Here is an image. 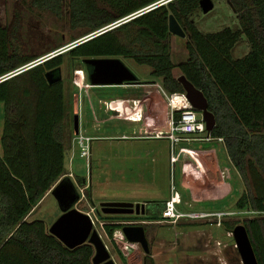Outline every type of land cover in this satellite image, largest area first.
Returning <instances> with one entry per match:
<instances>
[{
    "label": "trees",
    "instance_id": "obj_1",
    "mask_svg": "<svg viewBox=\"0 0 264 264\" xmlns=\"http://www.w3.org/2000/svg\"><path fill=\"white\" fill-rule=\"evenodd\" d=\"M156 1L103 0L107 7L101 0H68V17L72 28L86 26L85 34H94ZM228 1L238 15L240 27L236 29L227 26L202 32L189 19L200 7V0H170L0 81V103L4 105L0 134V264H93L95 248L90 242L69 248L49 232L44 220L28 219L66 170V141L70 135L66 132V85L63 79L49 84L45 76L48 70L64 64L66 55L71 60L102 56L133 59L151 66V74L169 93L185 92L178 79L184 74L207 97L208 109L216 120L210 134L223 139L242 177L245 190L235 208L264 211V0ZM65 2L32 0L36 7L58 16ZM170 14L188 37V56L178 63L172 60ZM243 35L250 50L235 58L233 48ZM38 57L10 50L7 31L0 26V78ZM83 68L88 76L85 64ZM179 115L180 110L174 111L175 118ZM155 203L162 204L161 215L154 216L155 210L149 208L148 219L162 217L165 201ZM100 217L106 235L112 239L125 216ZM238 223L223 221L228 231ZM242 223L259 264H264V215L245 218ZM120 255L125 263L121 250ZM146 259L154 264L150 255ZM230 263L235 264L233 260Z\"/></svg>",
    "mask_w": 264,
    "mask_h": 264
},
{
    "label": "rangeland",
    "instance_id": "obj_2",
    "mask_svg": "<svg viewBox=\"0 0 264 264\" xmlns=\"http://www.w3.org/2000/svg\"><path fill=\"white\" fill-rule=\"evenodd\" d=\"M213 2V9L207 13L199 7L189 17L200 31L215 32L227 26L235 29L240 27L238 16L228 0H213ZM101 3L109 7L103 0ZM64 4L62 14L58 16L49 9L36 7L32 0H0V26L7 31L10 50L24 55H39L35 59L37 60L89 35L85 34L86 26L71 27L68 0ZM110 9L113 10L111 7ZM187 38V35L185 37L171 35L173 62L178 63L188 56ZM243 38L246 40L243 35L238 43L239 48L245 44ZM121 58L139 80L145 81L140 83L142 87L135 89L121 85H90L86 89L82 87L90 84L86 71L84 80L77 73V70L83 67L82 60H71L66 55L65 62L61 65L68 110L66 132L70 133L66 141L67 160L63 176H71L80 191L81 199L76 207L90 213L94 219V227L99 231L117 264H148L149 260L146 259L148 255L152 257L154 264H231V260L235 264H242L232 233L223 224L218 226L213 220H182L175 224L154 220L148 226L151 252L146 254L140 244L135 243L133 250L125 253V263L121 259L118 242L106 235L101 224L103 222L101 215L125 216L126 219L121 222L131 221L134 224L139 223L140 220L136 218V214L104 213L100 208L102 202L137 203L146 200L150 205L149 208L155 210L152 212L153 215L160 216L161 208H153L152 204L169 198L171 190L181 192L184 197L186 195V200L191 199L190 181L185 180L182 158L176 161L170 159L175 152H178V146L171 154L169 139L140 137L151 133L146 126V119L130 121L123 117H110L118 113L119 100L137 96L153 99L157 101L156 103L163 98L165 103L163 106L159 105L161 114L157 119L164 123L170 118L168 99L163 95L160 87L156 85L151 87L154 85L151 81L157 79L151 74L152 67L139 64L133 59ZM174 73L179 76V69L175 68ZM75 95H78L79 101L80 128L93 138L89 162L80 157L78 144L74 141L75 134L72 128ZM114 105L116 109H112ZM3 119L4 105L0 103V134ZM181 144L187 143L181 142ZM221 147L225 157L221 167H226L229 172L223 175H227L233 188L231 189L229 184L220 186L204 180L203 185H198L199 188L195 189L196 192L198 191L200 196L217 192L223 196L222 199L196 201L197 197L194 195L197 205L183 202L182 208L236 209V200L245 190V186L240 172L231 162L226 146L221 145ZM200 171L202 173V169ZM220 176L218 180L221 179ZM60 214L58 202L49 191L32 210L28 219H42L49 228ZM243 219L244 216H236L225 220H239V223H242Z\"/></svg>",
    "mask_w": 264,
    "mask_h": 264
},
{
    "label": "water",
    "instance_id": "obj_3",
    "mask_svg": "<svg viewBox=\"0 0 264 264\" xmlns=\"http://www.w3.org/2000/svg\"><path fill=\"white\" fill-rule=\"evenodd\" d=\"M200 7L207 13L214 7L213 0H200ZM169 30L171 33L185 37L187 34L174 16L169 15ZM115 27V26H114ZM112 28V27H111ZM111 28H105L94 34H89L64 48V51L79 43H82L98 34H101ZM63 52V51H62ZM59 51V53H62ZM53 54L51 57L58 55ZM49 57V58H51ZM49 58H41L38 61L23 67L6 77L0 78V81L24 71L34 65L43 62ZM87 67L89 82L92 85H124L128 83H138V76L127 66L120 56H102V57H85L82 59ZM49 84L56 83L63 79L62 66H56L45 73ZM182 83L187 99L190 104L199 112L206 122L207 129L211 131L216 125L214 113L208 109V100L204 92L197 88L184 74L178 77ZM75 113L73 116V132L77 134L80 129V115L78 95L74 99ZM56 198L61 214L49 227V232L55 235L67 247L74 248L85 242H90L95 253L92 258L93 264H117L102 239L99 231L94 227L91 216L83 210L76 207L80 192L76 182L71 176L65 175L60 178L50 190ZM146 202H118L106 201L100 203L101 211L109 214H145ZM122 230L130 242L139 243L146 254L151 252L150 240L146 234L143 224H125ZM235 245L238 249L242 264H259L254 247L252 245L247 228L243 223H238L232 230Z\"/></svg>",
    "mask_w": 264,
    "mask_h": 264
},
{
    "label": "built area",
    "instance_id": "obj_4",
    "mask_svg": "<svg viewBox=\"0 0 264 264\" xmlns=\"http://www.w3.org/2000/svg\"><path fill=\"white\" fill-rule=\"evenodd\" d=\"M170 0H158L149 6H146L144 8H141L129 15H126L110 24L105 26L104 28L100 29L103 30L105 28H111L114 26H117L125 21L130 20L131 18H134L135 16L153 8L158 5L167 3ZM64 51V48L60 50H55L41 58H49L51 55H55ZM39 58V59H41ZM39 59L30 62V64L38 61ZM30 64H25L23 67H26ZM14 73V72H13ZM78 75L82 76V79L84 80L85 77V71L83 69L77 70ZM132 83L124 84L129 85ZM92 84H86L82 85V87H85L86 89ZM163 95L168 99L171 107V114L169 119V128L166 130H153L150 134L147 135H140V137H153V138H166L169 139L171 142V154H173V150L175 151L176 146L183 141L186 140H192V139H200V140H211L212 137L210 134V131L207 129L206 122L202 116V113L197 111L189 102V100L186 97L185 92L184 93H169L166 90L163 89V87L159 86ZM139 100L137 99H121L119 100V105L121 108V111H123L126 114V118H132L130 117V111L129 108V102H132L133 104H136ZM124 102H126L124 104ZM126 106V107H125ZM180 110V115L178 118L174 117V111ZM120 111V112H121ZM141 118V117H140ZM127 138V136H123ZM92 137L88 134H85L84 131L80 128L79 132L75 134V140L79 147L80 157L84 158L89 162L91 158V150H92ZM219 140H223L221 137L217 138ZM186 148L181 147L179 150V153L186 152ZM172 160L176 161L178 159V154H175L171 157ZM228 170L225 168L222 170V173H227ZM229 173V172H228ZM86 182V181H85ZM84 182V183H85ZM80 192V191H79ZM81 199V197H80ZM79 199V201H80ZM78 201V202H79ZM182 199L181 194L177 190H171L169 198L164 203V208L162 210V217L161 219L157 221H165L168 223H179L182 220H213L218 226L223 224V221L226 218L230 217H236V216H244L245 218H252L259 215H264V211H257L253 209H235L232 210L229 207L227 208H218V209H186L181 207ZM87 213V212H86ZM90 215V213L88 212ZM91 216V215H90ZM92 218V216H91ZM93 222L94 219L92 218ZM121 222V221H120ZM104 221L101 222V224L104 225ZM123 225L130 224V221H124L121 222ZM232 233V231H229ZM233 235V233H232ZM113 239H115L119 247L122 251V253L125 255V253H129L133 250L135 247L134 242H130L123 230L121 228H117L114 230L113 233ZM125 249H127L125 251Z\"/></svg>",
    "mask_w": 264,
    "mask_h": 264
},
{
    "label": "crops",
    "instance_id": "obj_5",
    "mask_svg": "<svg viewBox=\"0 0 264 264\" xmlns=\"http://www.w3.org/2000/svg\"><path fill=\"white\" fill-rule=\"evenodd\" d=\"M235 11V10H234ZM237 14V13H236ZM238 16V15H237ZM245 41V44L243 47L239 48L238 44H236V46L233 48V56L235 58L238 57H242L243 55H245L249 50V43L247 40H245L244 38L242 39ZM239 43V42H238ZM153 82V86H161L160 80L157 78L155 79ZM126 87L127 85H121ZM128 86L131 87H135V89H137L136 87H142L143 85H140V83H132L129 84ZM153 90V89H152ZM131 99H137L139 100L136 104H133L132 102H129V108L128 110L131 112L130 113V117L132 118H126V114L121 111V108L118 109V113H116L115 115H110V117L115 116V117H123L125 119H128L130 121H143L146 119V126L148 127L149 131L152 132L153 130H166L169 128V119L166 120V122L164 121V123L162 121H159L158 116H160L161 112H160V106L164 105V100L163 98L160 99L162 101H160L159 103H156L157 101L151 99L149 100L144 99V98H140L137 96L134 97H129ZM105 103L107 104V102L105 101ZM126 102H124L125 104ZM110 106V102L108 103ZM116 106L114 105V107H112V109H116ZM120 107V105H119ZM126 107V106H125ZM111 109V108H109ZM121 111V112H120ZM170 111H171V107H170ZM139 114V115H138ZM171 114V112H170ZM138 115V116H135ZM141 117V118H140ZM168 126V128H167ZM144 135V134H143ZM186 142L187 144H181V142L177 145L178 146V152L175 154H178V159L183 160L182 165H183V173L185 172V180L190 181L189 183V187L191 188L189 191V194L191 195V199L186 200V195L185 197L181 194V199H182V204L184 203H190L191 205H197L194 201V198L196 195L197 200H202V201H218L219 199H222V195L218 194L217 192L214 194H209L204 196L202 193V197L200 196L199 192L197 190L198 185H203L204 180L206 181H210L211 183H216L217 185H230L231 189L233 188L232 183L229 181L227 175H223L222 170H224L225 168L221 167L222 162H225V157L223 154V149L221 147V145H225L223 140H219L217 138H212L211 140H200V139H192V140H186L183 141ZM221 144V145H219ZM220 147H219V146ZM169 148H170V152H171V142L169 140ZM176 146V149H177ZM181 147L186 148V152H182L179 153V150ZM227 149V148H226ZM228 153V152H227ZM171 156V154H170ZM171 159V158H170ZM198 164V166L196 165ZM200 169H202V173L200 171ZM187 173V174H186ZM221 174V176L219 175ZM219 179L218 180V178ZM219 187V186H218ZM196 189V190H195ZM227 193H229L227 191ZM226 193L225 196H227L228 194ZM168 198L162 199L158 202H160V204L164 201H166ZM225 199V197H224ZM141 202H148L146 200L141 201ZM195 203V204H192ZM200 204V203H199ZM153 208H157L160 207L161 205L159 204H152ZM195 209H202L201 207L199 208H195Z\"/></svg>",
    "mask_w": 264,
    "mask_h": 264
},
{
    "label": "flooded vegetation",
    "instance_id": "obj_6",
    "mask_svg": "<svg viewBox=\"0 0 264 264\" xmlns=\"http://www.w3.org/2000/svg\"><path fill=\"white\" fill-rule=\"evenodd\" d=\"M149 203L146 204V213L145 214H136V213H132V214H136V218H138L140 220L139 223H143L144 227H145V230H146V234L148 236V226L150 225V222L154 221V220H151V219H148V216H149V213H148V209H149ZM123 219H126V218H123ZM137 223V224H139ZM130 224H134L130 221ZM149 238V236H148ZM146 264V263H144Z\"/></svg>",
    "mask_w": 264,
    "mask_h": 264
},
{
    "label": "bare ground",
    "instance_id": "obj_7",
    "mask_svg": "<svg viewBox=\"0 0 264 264\" xmlns=\"http://www.w3.org/2000/svg\"><path fill=\"white\" fill-rule=\"evenodd\" d=\"M81 81V80H80Z\"/></svg>",
    "mask_w": 264,
    "mask_h": 264
}]
</instances>
